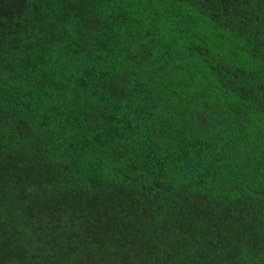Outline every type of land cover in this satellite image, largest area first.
<instances>
[{"label": "trees", "instance_id": "1", "mask_svg": "<svg viewBox=\"0 0 264 264\" xmlns=\"http://www.w3.org/2000/svg\"><path fill=\"white\" fill-rule=\"evenodd\" d=\"M0 264H264V0H0Z\"/></svg>", "mask_w": 264, "mask_h": 264}]
</instances>
